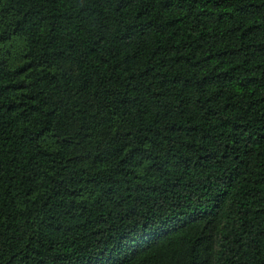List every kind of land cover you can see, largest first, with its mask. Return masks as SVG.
Wrapping results in <instances>:
<instances>
[{"label":"trees","instance_id":"16d2710c","mask_svg":"<svg viewBox=\"0 0 264 264\" xmlns=\"http://www.w3.org/2000/svg\"><path fill=\"white\" fill-rule=\"evenodd\" d=\"M0 264H264V0H0Z\"/></svg>","mask_w":264,"mask_h":264}]
</instances>
